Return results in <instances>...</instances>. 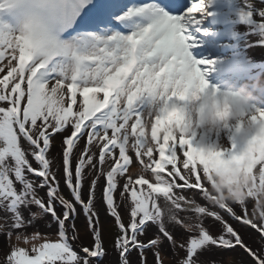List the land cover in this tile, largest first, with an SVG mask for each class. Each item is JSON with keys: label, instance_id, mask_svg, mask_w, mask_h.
Returning a JSON list of instances; mask_svg holds the SVG:
<instances>
[{"label": "snow or ice", "instance_id": "1", "mask_svg": "<svg viewBox=\"0 0 264 264\" xmlns=\"http://www.w3.org/2000/svg\"><path fill=\"white\" fill-rule=\"evenodd\" d=\"M196 13L205 14L204 0L186 11L183 0H0V212L6 214L0 217V233L7 235L11 249L0 264L102 260L105 251L94 207L100 176L106 177L104 200L121 233L115 243L119 264H130L133 249L139 251L142 264L146 249L154 252L156 264H163L165 240L186 252L179 264H227V255L207 258L213 247L221 253L240 249L252 264H264V247L254 248L245 239V231L251 229L264 242V220L255 219L253 190L247 204H237L242 213L211 203L208 195L212 171L229 158L242 159L238 138L229 133L224 140L229 150L216 152L199 147L195 138L161 132L169 124L187 122L190 101L212 94L202 68L211 62L193 59L189 50V27L201 23ZM259 15L264 18V11ZM251 17L249 13L242 19ZM261 118L264 112L253 117ZM58 133L63 135L64 182L75 204L61 192L50 156ZM259 143L264 155V139ZM94 149H99L100 167L85 202L84 180L97 171ZM130 150L140 174L135 179L127 175L117 201L120 178L132 164ZM257 184L264 187V171ZM45 187L46 200L38 191ZM177 190H197L224 214ZM55 201L63 207L62 214ZM121 203L130 205L127 225ZM249 203L254 204L251 211ZM76 204L94 230V247H82L83 254L75 250L80 247ZM32 206L39 211L27 219L23 210ZM46 214L58 224V237L39 231L26 235L25 230ZM208 218L218 223L206 225ZM152 225L158 234L144 242L141 238ZM177 226L191 234L186 244L176 238Z\"/></svg>", "mask_w": 264, "mask_h": 264}, {"label": "rangeland", "instance_id": "2", "mask_svg": "<svg viewBox=\"0 0 264 264\" xmlns=\"http://www.w3.org/2000/svg\"><path fill=\"white\" fill-rule=\"evenodd\" d=\"M217 3L214 4V10L221 12L220 15V22L224 23L227 21L228 24H234L232 26H236L240 30H242V33L239 35H235L232 37L229 36H221V42L216 46L215 44L213 45L212 50L208 51V49H204L203 45H199L198 48H191L190 47V53L195 60H204V61H213V66H218L216 63H221L225 62V65L229 69H233V71H230L227 73L219 74V71L212 72L210 69L209 65L202 66V68L205 71V79L210 85V91H213L214 89L220 88L224 85L225 81L228 80H239L243 81L245 79L251 78L252 75L255 74H260L261 72H264V28L261 27V23H264V18H262L259 13L261 11H264V0H216ZM134 2H138L135 0ZM198 2V0H190V3ZM212 3L210 0H204V5H205V14L201 16L200 13L194 14L197 19L200 18L201 23L199 25H196L194 28L193 26L189 27V35H194L195 31L200 32L203 31L206 34L210 33H220L223 30V25L222 24H216L217 29H213L214 24H211L210 21L212 19L211 16H209V13L213 8L210 7ZM191 5V4H190ZM251 13L252 17L251 20H245L242 19V17L248 16V14ZM208 23V24H207ZM191 42V40L189 41ZM226 45H232L234 47L227 49L226 51L223 49V46ZM236 57L237 59H245L250 62L251 66L247 70H244L242 68V65L239 63L237 65L232 64V62L228 59L231 57L233 58ZM231 58V59H232ZM240 75V76H239ZM261 108H264V105H261ZM59 134V133H58ZM228 136L224 138V140H227ZM86 143L85 141L81 142L80 149L82 150L84 145ZM53 151H56L59 153L61 156V159L63 160V141L60 140V137L57 139L56 137L53 138ZM50 150V156H54L53 152ZM97 154V158L94 161V163L97 164V171L94 172L92 175L86 176V179L84 180L83 188H82V198L87 202L89 192L91 190V181L95 178V176L99 172V162H98V156H99V149H94ZM118 152V150H117ZM129 155L132 158V164L129 165V172L126 174L124 178H120V182L124 184L126 182V177L127 175H132L133 178H137L140 174L141 166L139 165V162L135 158V153L134 151H129ZM158 155V154H157ZM55 157H57L55 155ZM60 159V160H61ZM146 159V158H145ZM33 165H35V161H33ZM74 165H75V159H74ZM54 168V166H53ZM54 170H56L54 168ZM108 170V166H105V171ZM151 174L148 173L146 174V178H150ZM61 175L57 173V178L59 181H64L63 177L61 179ZM103 177L105 176H100V179L97 181V184L104 179ZM36 181L39 183L41 182L42 178L39 177H34ZM87 181V182H86ZM106 185H107V180L105 177ZM119 182V183H120ZM179 183H182V181H178ZM88 186V190L85 186ZM106 187V186H105ZM139 187V186H138ZM147 187V186H145ZM44 191L47 193V188H43ZM105 189V188H104ZM123 190V189H122ZM121 190V191H122ZM120 191V192H121ZM181 191V190H177ZM197 191V190H194ZM61 192L64 194V196L71 200L74 204V198L71 195L70 190L67 188V185L65 182H63V188H61ZM117 193L119 194L118 191H116L115 196H117ZM41 195V193L39 192ZM42 196V195H41ZM101 196V195H100ZM104 199V193L102 195ZM118 200V198H116ZM207 201V200H206ZM201 206H207L212 208V210L216 211H221L222 214L223 210H220L217 206L209 204V202L206 204H203L199 201H197ZM105 203V200H104ZM55 205L58 206L57 201H55ZM76 207L79 208L80 212V217L82 216V221L76 222V229H77V235H78V241L80 247H76L75 250L78 252H81L82 247H89L90 249L94 247L95 243V238H94V230L90 229L87 223V217L84 215V211L81 205L76 204ZM95 210L97 212V216L99 217V224L97 227L100 230L101 233V240L102 244L104 247L105 251V256L101 260L100 258H90L91 260L95 261L96 264H119L120 257H119V252L116 249L115 243L117 237L121 234L118 226L116 225L115 218L112 217L109 212L107 205L105 203V211L104 215L105 217L101 216L100 210L98 206L94 203ZM249 210L251 209L250 204H248ZM234 211L237 213H242V209L237 207H233ZM58 213L62 214L63 207H60V210H58ZM119 211L121 212V217L122 221L127 225L130 223L131 217H130V205L128 207H125L124 205L119 208ZM79 215V213H77ZM6 214L4 213L3 215H0V217L5 216ZM226 218L229 219L230 222H233L234 224H237L239 222H234L231 220V217L226 215ZM53 226L49 229L51 233L43 234L45 236H49L52 239H55L58 237V232H59V226L55 221H52ZM214 222L211 218H208L205 220L206 225H212ZM180 229V227H179ZM33 230V229H32ZM186 232V231H185ZM180 233L177 232L174 233L176 238L182 242V243H187L188 238L190 237L191 234L189 233ZM251 233V235H249ZM4 239H0V242L2 243V247L0 246V259H2L11 249L9 247V243L7 241L8 237L5 233H0ZM26 235H31L32 231L29 229V227L25 230ZM158 234V230H153L151 226L149 227L148 231L145 232L144 237L141 239L144 242H147L148 240L154 238V236ZM214 235L216 234L215 232L213 233ZM245 239L249 241L252 247L254 248H260L264 247V242L261 241V238L258 233L255 232V230H247L245 231ZM12 242L16 243L15 241V233L12 238ZM167 241L165 240L163 246H162V261L163 264H179V260L184 258L186 256V252L184 250L179 249L178 247L176 249H173L172 246L171 248L167 249L165 248V243ZM76 242H74L75 245ZM256 243V244H254ZM261 245H260V244ZM21 247H27L30 249L31 245H24L20 244ZM9 250V251H8ZM216 252L219 253L217 256H219V259L227 255V264H238L239 261H245L246 264H252L251 258L245 253L243 250H229L228 253H221L214 247L212 248L210 253ZM81 254H83L81 252ZM113 256H116L113 258ZM138 260L142 264V257L139 253L138 250L133 249V251L129 254V261L130 264H134V261ZM143 260L146 261V264H156V258L154 255V252L151 250L146 249L145 250V257Z\"/></svg>", "mask_w": 264, "mask_h": 264}, {"label": "clouds", "instance_id": "3", "mask_svg": "<svg viewBox=\"0 0 264 264\" xmlns=\"http://www.w3.org/2000/svg\"><path fill=\"white\" fill-rule=\"evenodd\" d=\"M220 15L221 12L215 11L210 22L221 24ZM211 92L206 99L201 97L189 102L191 114L187 122L169 124L161 132L178 138H195L199 147L216 152L229 150L224 144L229 133L238 138L242 159L235 162L229 158L226 164L212 171L208 193L212 197L210 202L230 206L247 204L249 190H253L257 198L255 219L264 220L260 214L264 212V187L257 184V178L264 171V155H261L259 143L264 139V118L253 119L264 112L261 108L264 105V73L243 81H225L222 87Z\"/></svg>", "mask_w": 264, "mask_h": 264}, {"label": "bare ground", "instance_id": "4", "mask_svg": "<svg viewBox=\"0 0 264 264\" xmlns=\"http://www.w3.org/2000/svg\"><path fill=\"white\" fill-rule=\"evenodd\" d=\"M210 2L212 3V4H215V1L214 0H210ZM228 21V20H227ZM227 21H225L224 23H221L222 25H223V30L220 32V33H210V34H208V36H211V38H217L216 36H218V34H220L221 36H229V37H232V36H235V35H239L240 33H242V30H240L239 28H237L236 26H232V25H234V24H228L227 23ZM213 29H217V27H216V25H214L213 26ZM203 36H204V33H203V35H202V39H201V41L199 42V44H198V46L199 45H203V46H205V45H208V47L209 48H213V46L212 45H210L209 43H206V42H204L203 41ZM232 47H234V46H232V45H226V46H223V49L226 51L227 49H229V48H232ZM232 58V57H231ZM228 59L227 61H231L232 62V64H234V65H237L238 63L240 64V65H242V68L244 69V70H247L248 68H250V66H251V64H250V62L249 61H247V60H245V59H240V57H239V59H237L236 57H234L233 56V58L232 59ZM216 65H218V67H221L222 68V70L221 71H219V74H223V73H225V71L227 72V73H229L230 71H233V69H229L226 65H225V62H221V63H216ZM261 73H264V72H261ZM240 76V75H239ZM60 137V140H62L63 141V135L62 134H57L56 135V138L58 139ZM51 152H53V154H55L57 157H55V155L53 156H51L52 158H53V160H54V168L56 169V171H57V173L59 174V175H61L62 176V173H63V171H62V167H61V156L59 155V153L58 152H56V151H53V150H51ZM57 168H58V170H57ZM88 170H86V172H87ZM104 179H102L98 184H97V188H96V192H95V200H94V203L98 206V208H99V210H100V213H101V216L102 217H105V215H104V211L106 210L105 209V203H104V199H103V197H102V195H103V193H104V188H105V186H106V182L104 181L105 180V177H103ZM61 179H62V177H61ZM87 182V181H86ZM86 188H87V190L89 189L88 188V186L86 185L85 186ZM209 188H210V186H209ZM123 189V184H122V182H120L119 183V185H118V188H117V191L120 193V191ZM41 195L44 197V194L46 195V193L44 192V189H41ZM178 192V194H183V195H185L186 196V198H189V199H191V198H195L197 201H199V202H201V203H203V204H207L208 202L203 198V196H202V194H199L197 191H194V190H184L182 193H181V191H177ZM44 193V194H43ZM193 194H195V196L193 195ZM101 195V196H100ZM116 198H118V200L117 201H119V194L117 193V196H115ZM250 204V207H251V209L254 207V204L253 203H249ZM124 204L123 203H121V206H123ZM120 206V207H121ZM232 207H237V209H239L240 208V206L239 205H231ZM60 207H62L61 205H58V209L60 208ZM32 209V207L30 208V209H24L23 211H24V214H25V217L29 214V211ZM251 209H250V211H251ZM78 213V212H77ZM4 213L3 212H0V215H3ZM82 217H80V214L78 215V214H76V218H75V221L76 222H79V221H82V219H81ZM151 228H153V230H158V228L155 226V225H152L151 226ZM177 232H180V233H183V232H185L183 229H179V226H177L176 227V229H175V233L177 234ZM186 233V232H185ZM178 235V234H177ZM0 239L2 240V239H4V237L0 234ZM249 241H252V240H250L249 239ZM254 244H256V243H254ZM260 244V243H259ZM2 245V243L0 242V246ZM261 245V244H260ZM165 248H167V249H169V248H171V245L168 243V242H166L165 243ZM218 255H219V253H217ZM217 254H216V252H213V253H207L206 255H207V258H209V259H211V260H218L219 259V256H217ZM116 256H113V258H115ZM134 264H141L138 260H135L134 261Z\"/></svg>", "mask_w": 264, "mask_h": 264}, {"label": "flooded vegetation", "instance_id": "5", "mask_svg": "<svg viewBox=\"0 0 264 264\" xmlns=\"http://www.w3.org/2000/svg\"><path fill=\"white\" fill-rule=\"evenodd\" d=\"M61 167H62V171H63V160L62 159H61ZM74 170H75V165L73 163V172H74ZM62 177H63V180H65L64 173H62ZM62 182L60 181L61 188L63 187L62 186ZM89 184H91V183H89ZM44 198H45V200L47 199V193H46V195L44 194ZM57 204L59 205L58 201H57ZM56 207L58 209V206H56ZM58 210H60V208ZM78 210H79V208L77 207V212L80 214V212ZM38 211H39L38 208H36L35 206H32V209L29 211V214L26 216V218L27 219H31V213L38 212ZM52 221L53 220H52L51 215L50 214H46L41 219L37 220L32 226H29V229L32 231V233L37 232V231H39L40 233H43V234L51 233V232H49L50 231L49 229L53 226ZM49 225H51V226H49ZM1 247H2V245H1ZM8 248H10V246Z\"/></svg>", "mask_w": 264, "mask_h": 264}]
</instances>
